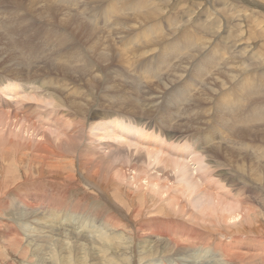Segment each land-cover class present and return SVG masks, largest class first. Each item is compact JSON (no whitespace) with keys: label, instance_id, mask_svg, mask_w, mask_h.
I'll use <instances>...</instances> for the list:
<instances>
[{"label":"rangeland","instance_id":"obj_1","mask_svg":"<svg viewBox=\"0 0 264 264\" xmlns=\"http://www.w3.org/2000/svg\"><path fill=\"white\" fill-rule=\"evenodd\" d=\"M65 15L81 17L86 28H77L75 34L62 23ZM0 28V98L2 105L7 103L0 109V264H146L165 259L179 247L190 250L179 238L190 236L178 235L171 242L161 232L149 231L155 225L144 220L159 214L202 231L213 228L210 214L217 210L202 203V190L215 191L221 200L228 193L233 204L238 196L249 202L251 213L241 222L246 229L232 220L220 221L218 239L225 240L230 230L242 239L253 235L264 241L263 173L260 180H242L252 177L248 170L264 168V151L256 154L250 146L237 150L228 144L253 139L264 150V116H251L264 109V0H0ZM99 39L106 55L95 48ZM188 44L195 49L186 52L193 46ZM195 67L203 73L194 76ZM9 83L17 85L9 89L14 95L6 89ZM191 136L197 137L194 147L199 145L200 152L190 154ZM194 154L196 162L190 160ZM174 161L191 167L188 174L196 182L191 188L189 175L179 178L172 171ZM230 162L244 164L242 175ZM206 166L211 168L206 171ZM9 169L13 181L6 174ZM218 170L228 172L226 180H216L223 190L208 178L207 173ZM132 174L141 188H135ZM148 175L158 182L168 177V197L172 193L184 201L193 199L186 211L176 209L174 198L157 211L166 195L159 198L158 187L146 183ZM243 187L248 193L234 195ZM227 205L218 208L219 215H228ZM230 205L234 212L240 209ZM115 216L123 217L121 224L102 225ZM175 225L167 226L179 230ZM133 226L145 228L144 233H133ZM94 228L105 231V245L106 239L93 235ZM205 238L203 234L202 249L208 245ZM214 250L224 257L218 264L239 259L220 241ZM244 253L237 264H264V244ZM200 261L199 256L178 259L181 264Z\"/></svg>","mask_w":264,"mask_h":264},{"label":"bare ground","instance_id":"obj_2","mask_svg":"<svg viewBox=\"0 0 264 264\" xmlns=\"http://www.w3.org/2000/svg\"><path fill=\"white\" fill-rule=\"evenodd\" d=\"M71 1V0H70ZM167 2V1H166ZM86 3V2H85ZM101 3H103V2H101ZM84 4V3H83ZM186 5V4H185ZM234 5V4H233ZM71 6H73V4L71 5ZM77 8H78V6H77ZM80 9V8H79ZM87 9V8H86ZM160 10V9H159ZM77 11V10H76ZM171 11V10H170ZM220 11V10H219ZM161 12V11H160ZM243 14V13H242ZM176 15V14H175ZM189 15H191V14H189ZM82 16V15H81ZM150 16V15H149ZM109 17V16H108ZM80 18L81 17H76V16H71V15H65V20L62 22L63 24H66L67 23V25H69V27H70V29L76 34V32H77V28H86V24L85 23H83V22H81L80 21ZM142 18V17H141ZM188 18V17H187ZM190 18V17H189ZM71 22V23H70ZM186 23V22H185ZM188 24V23H187ZM179 25V24H178ZM185 25V24H184ZM71 27H73L74 29H72ZM89 26H87V28H88ZM121 27V26H120ZM123 27V26H122ZM125 27V26H124ZM135 27V26H134ZM137 27V26H136ZM182 27V26H181ZM1 29V28H0ZM125 29V28H124ZM175 28H173V30H174ZM116 30V29H115ZM171 31H172V29H170ZM120 31H121V28H120ZM119 31V32H120ZM122 32V31H121ZM176 32V31H175ZM116 33V32H115ZM123 33V32H122ZM172 33V32H171ZM83 36H82V35ZM77 35H79L81 38H83V37H88V34H84V33H78ZM119 37V36H118ZM163 37V36H162ZM103 39V38H102ZM111 40V39H110ZM115 40V39H114ZM124 40V39H123ZM116 41V40H115ZM136 41V40H135ZM13 43H15V41L13 40L12 41ZM111 43H112V41H111ZM113 43H115V42H113ZM136 43H137V41H136ZM116 44V43H115ZM104 45L105 44H103V42L99 39V41L96 43V46H95V48H99L100 50L102 49V48H104ZM193 44H188L187 46H192ZM134 46V45H133ZM170 46H174V47H176L174 44L173 45H170ZM195 47H196V45H193L192 47H190V48H188L187 49V51L186 52H188V51H191L192 49H195ZM199 47V46H198ZM138 48V47H137ZM136 48V49H137ZM199 49V48H198ZM201 49V48H200ZM129 50V49H128ZM184 50H186V49H184ZM102 51V50H101ZM198 51V50H197ZM202 51V50H201ZM141 52V51H140ZM196 53V52H195ZM204 53V52H203ZM103 54H105L106 55V52L105 51H102V55ZM121 55V54H120ZM191 56H193V54H191ZM195 56V55H194ZM196 56H197V54H196ZM187 57H189V56H187ZM186 57V58H187ZM125 58V57H124ZM128 58V57H127ZM190 58V57H189ZM188 58V59H189ZM72 59V57L70 56V57H67V60H71ZM193 59H194V57H193ZM160 60V59H159ZM230 60V59H229ZM241 60V59H240ZM149 61V60H148ZM157 61V60H156ZM186 61H187V59H186ZM227 61V60H226ZM154 63H156V62H154ZM153 63V64H154ZM180 63V61L178 62V64ZM186 63V62H185ZM185 63H183V64H185ZM182 64V65H183ZM235 65V64H234ZM180 66V65H179ZM183 66H185V65H183ZM188 66H190V65H188ZM231 67V66H230ZM236 67V66H235ZM161 68H163V66L161 67ZM178 68V67H177ZM187 68V67H186ZM185 68V69H186ZM202 68V67H201ZM232 68V67H231ZM156 69H157V67H156ZM173 69H175L174 68V66H173ZM172 69V72H174V70ZM203 69V68H202ZM155 70V69H154ZM168 70V69H167ZM184 70V69H183ZM230 70V69H229ZM197 72V73H194L193 75L194 76H199L201 73H203V72H199V71H203V70H201V69H197L196 67L195 68H193V72ZM227 71V70H226ZM225 72V71H224ZM223 72V73H224ZM229 72V71H228ZM155 73V72H154ZM168 73H169V71H168ZM174 74V73H173ZM225 74V73H224ZM148 75V74H147ZM230 75V74H229ZM172 76V75H171ZM174 76V75H173ZM172 76V77H173ZM176 76V75H175ZM155 78V77H154ZM215 78H216V76H215ZM217 78H219V77H217ZM216 78V79H217ZM15 79V78H14ZM161 79V78H160ZM220 79V78H219ZM228 79V78H227ZM230 79V78H229ZM214 80V79H213ZM231 80V79H230ZM161 81H164V80H162L161 79ZM170 81H172V79H170ZM176 81V80H175ZM200 81H202V80H200ZM208 81H210V80H208ZM224 81H226V80H224ZM212 82V81H211ZM217 82H218V80H217ZM219 83H220V81H219ZM156 84V83H155ZM164 84H165V82H164ZM212 84V83H211ZM9 85H12V86H9ZM145 85V84H144ZM13 86H15V87H17V85L16 84H13V83H9L8 84V87H6V89H7V91H8V93H10V94H12V95H14L15 94V92H11V91H9V89L10 88H12ZM209 86V85H208ZM212 86V85H211ZM246 86V85H245ZM20 87V86H19ZM207 87V86H206ZM205 87V88H206ZM247 87V86H246ZM248 88V87H247ZM224 89V88H223ZM160 90V89H159ZM162 90V89H161ZM240 90V89H239ZM256 90V89H255ZM3 91V90H2ZM207 91V90H206ZM206 91H205V93H206ZM214 91V90H213ZM244 92V91H243ZM256 92V91H255ZM7 93V92H6ZM246 93V92H245ZM83 94V93H82ZM200 94V93H199ZM244 94V93H243ZM215 95V94H214ZM85 96H86V94H85ZM225 96V95H224ZM0 97H2V96H0ZM201 97V96H200ZM211 97V96H210ZM235 97H236V95H235ZM238 97V96H237ZM59 98H60V96H59ZM129 98V97H128ZM151 98V97H150ZM210 99V98H209ZM54 100V99H53ZM56 100V99H55ZM62 100V99H61ZM67 100V99H66ZM66 100H64V101H66ZM198 100V99H197ZM196 100V101H197ZM232 100V99H231ZM133 101V100H132ZM146 101V100H145ZM202 101V100H201ZM234 101V100H233ZM0 102H1V104H0V109H2V107L1 106H5L6 107V104H4V105H2V103H3V99H1L0 98ZM73 102V101H72ZM203 102V101H202ZM55 104V103H54ZM58 104V103H57ZM74 104V103H73ZM68 105V104H67ZM74 105H76V104H74ZM53 106V105H52ZM62 107V106H61ZM66 107V106H65ZM143 107V106H142ZM145 107V106H144ZM156 107V106H155ZM63 109V108H62ZM72 110V109H71ZM80 111V110H79ZM150 111H152V110H150ZM70 112V111H69ZM148 112V111H147ZM153 112V111H152ZM74 113V112H73ZM85 113V112H84ZM176 113V112H175ZM154 114V113H153ZM177 114V113H176ZM74 115V114H73ZM8 116V115H7ZM170 116V115H169ZM179 116V115H178ZM251 116L252 117H255V116H257V118L258 117H260V116H264V109H262L261 108V110H260V113H256V112H254V113H252L251 114ZM8 117H10V116H8ZM85 117V119H86V116H84ZM83 117V118H84ZM149 117V116H148ZM175 117V116H174ZM181 117V116H180ZM114 118V117H113ZM256 118V117H255ZM78 119V118H77ZM91 119V118H90ZM148 119V118H147ZM72 120V119H71ZM70 120V121H71ZM112 120V119H111ZM4 120H2V122H3ZM69 121V122H70ZM73 121V120H72ZM159 121V120H158ZM172 121V120H171ZM148 123V122H147ZM186 123V122H185ZM224 123V122H223ZM29 124V123H28ZM78 124V123H77ZM161 124V123H160ZM171 124V123H170ZM12 125V124H11ZM23 125V124H22ZM61 125V124H60ZM123 125V124H122ZM164 125V124H163ZM25 126H27V125H25ZM97 126V125H96ZM63 127V126H62ZM32 128V127H31ZM34 128V127H33ZM119 128H120V130H122V128H124L123 126H119ZM77 129V128H76ZM118 129V128H117ZM157 129H159V128H157ZM162 129V128H161ZM191 129V128H190ZM95 130V129H94ZM103 130H104V128H103ZM127 130H129V129H127ZM154 130V129H153ZM169 130H170V128H169ZM77 131V130H76ZM134 131L136 132V133H139L136 129H134ZM48 132V131H47ZM184 132V131H183ZM97 134V133H96ZM138 135V134H137ZM154 135V134H153ZM67 137V136H66ZM261 137V136H260ZM1 138V137H0ZM191 138H192V141H191V143H190V145H188V146H191L190 147V154H193V153H195L196 151H198V152H200V147H199V145L197 146V148H195L194 147V144H195V142L196 141H198L197 140V137H195V136H191ZM208 138V137H207ZM3 139V138H2ZM263 140L264 139V136L263 137H261L260 138V140ZM5 141V140H4ZM211 141V140H210ZM109 142V141H108ZM238 142H240V143H233L232 141H230L228 144H231V146H232V149H236V147L238 146V149L237 150H239V147L240 146H242L243 144L245 145V147H247V149H248V146H250V148H252V149H256V154L259 152V153H262L264 150H262L261 149V146H258V145H261V143L259 142L258 143V145H256V146H258V147H255L254 145V142H253V139H252V141H251V143L250 142H248V141H246V143L244 142V141H238ZM4 143V142H3ZM135 143V142H134ZM165 143V142H164ZM248 143V144H247ZM263 143V142H262ZM257 144V143H256ZM208 145V144H207ZM12 146V145H11ZM18 146V145H17ZM63 146V145H62ZM204 146V145H203ZM230 146V147H231ZM140 147V146H139ZM45 148V147H44ZM138 148V146L136 145V149ZM195 148V149H194ZM218 148V147H217ZM48 149V148H47ZM145 149V148H144ZM39 150V149H38ZM216 150V149H215ZM220 150V149H219ZM223 150H225L224 148H223ZM16 151V150H15ZM225 151H227V150H225ZM251 151V150H250ZM7 152V151H6ZM45 152V151H44ZM54 152V151H53ZM211 152V151H210ZM224 152V151H223ZM15 153V152H14ZM48 153V152H47ZM226 153V152H225ZM228 153V152H227ZM231 153V150H229V154ZM6 154V153H5ZM60 154H61V152H60ZM64 154V153H63ZM147 154V153H146ZM255 154V155H256ZM17 155V154H16ZM15 155V156H16ZM42 155H44V154H42ZM50 155V154H49ZM66 155V154H65ZM67 155H68V153H67ZM212 155V154H211ZM246 155V151H245V154L242 156V158H244L245 159V157H247V156H245ZM47 156V155H46ZM45 156V157H46ZM228 156V155H227ZM230 156H232V155H230ZM234 156V155H233ZM245 156V157H244ZM218 157V156H217ZM241 157V156H240ZM9 158V157H8ZM50 158V157H49ZM54 158H56V157H54ZM58 158V157H57ZM164 158V157H163ZM228 158H229V156H228ZM60 159V158H59ZM229 159H231V158H229ZM55 160V159H54ZM191 161H195L196 160V154H194V156H192V158L190 159ZM169 161V160H168ZM189 161V160H188ZM197 161V160H196ZM195 161V162H196ZM246 161V160H245ZM243 162V161H242ZM55 163V162H54ZM65 163V162H64ZM231 163V162H230ZM193 164V163H192ZM232 165H236L235 167L236 168H238V171H236V173H243V170H244V164L243 163H241V162H238V163H231ZM168 166H169V164H168ZM56 166H54V168H55ZM108 167V166H107ZM254 167H256V165H253V168ZM8 168H10V166L8 167ZM8 168H6V170L8 169ZM49 168V167H48ZM53 168V167H52ZM168 168H170V167H168ZM211 167L210 166H206V171H208L209 169H210ZM56 169V168H55ZM190 169H191V167H190ZM189 169V165H188V163H186V162H182V161H174V163H173V167H172V171L174 172V174L176 175V174H178V177L179 176H184V175H189L188 174V170H190ZM196 169H198L197 167H196ZM245 169H247V168H245ZM5 170V169H4ZM12 170V169H11ZM11 170L9 169L8 171H7V175L11 178V180L13 179L14 180V176H13V174L11 173ZM104 171V170H103ZM118 171V170H117ZM191 171V170H190ZM192 171H193V169H192ZM198 171V170H197ZM199 171H200V168H199ZM199 171H198V174H199ZM249 172H251L252 173V177H250L249 175H247L246 177H244L242 180L244 181V182H247L248 180L250 181V182H252L253 181V179L254 180H260L261 179V177H262V173H263V178H264V168H262V166L261 167H259V168H257V169H255L254 168V170H252V171H250V170H248ZM105 172V171H104ZM205 172V171H204ZM111 173V172H110ZM151 173V172H150ZM201 173V172H200ZM34 174V173H33ZM128 174V173H127ZM204 174V173H203ZM208 174V178H210V179H212V182H214L215 181V183H214V185H218L219 186V188H220V190H223V187L220 185V184H218V182L220 181V178H221V180H226V178L228 177L227 176V174H228V172H225V170H218V171H215V172H209V173H207ZM136 175H137V173H136ZM200 175V174H199ZM215 175V176H214ZM242 175V174H241ZM138 177H140L139 176V174L137 175ZM157 176V175H156ZM201 176H202V174H201ZM5 177H7L6 175H5ZM27 177V176H26ZM98 177V176H97ZM138 177H136V176H134L133 174L131 175V178L133 179V180H135V188H141L142 187V184H141V182L139 181V179H137ZM152 176H150V175H148L146 178H148V181L146 182V183H152V184H154L155 186H157L158 187V190H159V198L160 199H162V197H164V195H166V198H163V202H158L157 204V207H156V210L157 211H162V210H165L166 208H165V205L166 204H164V203H169V201L172 199V198H174L173 199V201H174V205L176 204V206L178 205V208H176V207H174V209L176 208L177 210L179 209V210H183V211H186V206L188 207V203H189V201H191V200H193V199H186L187 198V196H186V200L184 201V200H182L179 196H177V194L175 195V197H174V195L172 194V193H170L169 194V197L167 196V192L169 191L170 192V189L172 188V186L169 184V182H170V180L168 179V177H164L163 179H164V181H162V182H158L157 181V179H155L154 181H152L151 178ZM32 178V177H31ZM31 178H30V180L29 181H31ZM44 178V177H43ZM106 178H107V176H106ZM149 178H151V179H149ZM180 178V177H179ZM196 178H198V177H196ZM253 178V179H252ZM7 179H9L8 177H7ZM46 179V178H45ZM143 179H145V178H143ZM190 179H191V181H190ZM204 177H203V179H200V180H203L204 181ZM219 179V181H217L216 182V180H218ZM3 180H4V178H3ZM2 180V181H3ZM5 180H6V178H5ZM4 180V181H5ZM12 180V181H13ZM24 180V179H23ZM27 180V179H26ZM39 180V179H38ZM102 180H103V176H102ZM206 180V179H205ZM233 180V179H232ZM7 181V180H6ZM11 181V182H12ZM121 181V180H120ZM9 182V181H8ZM40 182V181H39ZM39 182H37V183H39ZM143 182V181H142ZM173 182H175V181H173ZM194 182H195V180L191 177V174L189 175V178H187L186 179V183L188 184V186H190V188L192 187V185H194ZM10 183V182H9ZM14 183V182H13ZM144 183H145V181H144ZM177 183V182H176ZM179 183V182H178ZM203 183V182H202ZM256 183V182H255ZM5 184V183H4ZM4 184H1V186L4 188ZM7 184V183H6ZM22 184V183H21ZM31 184H32V182H31ZM31 184H28V185H31ZM42 184V183H41ZM132 184V183H131ZM130 184V185H131ZM195 184H196V182H195ZM8 185V184H7ZM246 185V184H245ZM11 186V185H10ZM178 186V185H177ZM13 187V186H12ZM202 187V186H201ZM5 188H7L8 189V187L6 186ZM15 188V187H14ZM150 188V187H149ZM2 189V188H1ZM53 189V188H52ZM142 189H144V187L142 188ZM202 189V188H201ZM207 189V188H206ZM3 190V189H2ZM55 190V189H54ZM137 190V189H136ZM152 190V189H151ZM16 191V190H15ZM37 191H38V189H37ZM56 191V190H55ZM146 191V190H145ZM148 191V190H147ZM157 191V190H156ZM199 191H201V190H199ZM248 191L249 190H247V189H244V187L243 188H237L236 190H235V193H234V195H238L239 193H241V192H247L248 193ZM180 192V191H179ZM202 192L203 193H201L203 196H204V198H205V201L204 202H202V203H205V204H207V202L210 204L209 206H210V210L211 209H213V210H217V212L216 211H212V213L210 214L211 216H213L214 215V218L213 219H215V221H214V224H215V226L213 227V228H210V227H206L205 228V230H200V229H198L195 225H193V224H187L186 222H181V221H174L173 219H171V221L170 220H167V218H163V217H159V214H157V215H155V216H157V217H153V215H150V216H147L146 218H145V224H147V225H150V226H154L155 225V227L153 228V229H151L150 228V230L149 231H154V232H161V234L162 235H166V236H168V237H170L169 238V241H171V242H175L176 241V239L179 237L178 235H187V236H190L191 237V240H187V239H182L181 237H179L181 240H182V242L183 243H185V244H187V245H190L191 246V249L190 250H186V249H184V248H182V247H179L176 251H174V252H171V253H169V254H171L172 255V257L170 258V256H169V254H166V258L165 259H158V260H154V261H149V262H147L146 264H181L180 262H178V259L180 260V259H182V260H187L188 259V257H190V258H193V259H196V257H200V259H201V261H200V264H218V262L217 261H219V260H222V259H224V257L222 256V255H219V253L218 252H216L215 250H214V245L216 244V242L217 241H220V242H222L223 244H224V246L225 247H227V248H229L235 255V258H237L238 256H239V259H237L236 261H234V262H228L227 264H237L238 262H242L243 261V258H244V256H245V251L246 250H255L256 248H258L259 246H261L262 244H264V241L259 237V236H253V235H249V236H247L246 237V239H242V238H240V235L239 234H236V233H230V230H228L229 231V236H226V238H225V240H223V239H218L217 238V233L216 232H223V230L221 229V223H220V221H222V222H225V223H227L228 221H233V223L232 224H237V223H239L238 224V226H236V227H241L242 226V229H246L245 227H246V225H245V227H244V224H241V222H243L242 221V219L243 218H245V214H249V213H251L250 211H251V209H250V207L248 206V199H241V197H239L238 196V204H233L232 202H231V200H229V198H228V193H222V196H225L224 197V200H221L222 198L220 197V196H218V195H215V191H213L212 193H210L209 191H206V190H202ZM228 192H232L231 190H229ZM3 193V192H2ZM2 193H0V194H2ZM18 193V192H17ZM17 193H15V194H17ZM48 193V192H47ZM172 194V195H171ZM108 195V194H107ZM146 196H147V198H149V199H151L150 198V196L148 195V194H146ZM188 196H189V194H188ZM201 197V196H200ZM213 197V198H212ZM218 197H219V199H218ZM194 198H196V197H194ZM202 199V198H201ZM221 200V201H220ZM195 201H196V199H195ZM149 202V201H148ZM194 202V201H193ZM193 202H190L191 204L193 203ZM197 202H198V200H197ZM201 202V201H200ZM199 202V203H200ZM198 203V204H199ZM173 204H171L170 206L172 207V205ZM228 204V205H227ZM230 204H232V206H239L240 207V209L238 210V212H234L233 211V209H232V207H231V205ZM156 205V204H155ZM173 205V206H174ZM211 205H213V206H211ZM223 205H227L228 206V208L226 207V212L228 213V215H223V214H218V208L219 207H221V206H223ZM33 205H29L27 208L28 209H30V207L31 208H33L32 207ZM189 206H190V204H189ZM202 206H203V204H202ZM21 207V206H20ZM20 207L19 208H17V211H18V209H20ZM26 208V209H27ZM202 208H204V207H202ZM173 209V208H172ZM21 210V209H20ZM24 210V209H23ZM188 210V209H187ZM193 210V209H192ZM203 210V209H202ZM26 211V210H25ZM190 211V210H189ZM19 212V211H18ZM34 212V211H33ZM191 212V211H190ZM189 212V213H190ZM20 213V212H19ZM23 213H25V212H23ZM185 213V212H184ZM189 213H188V215H189ZM192 213V212H191ZM216 213V214H215ZM253 214H254V212H252ZM18 214V213H17ZM29 214V213H28ZM32 214V213H31ZM179 214H180V212H179ZM194 214V213H193ZM192 214V215H193ZM47 215V214H46ZM194 215H196V213L194 214ZM252 215V214H251ZM28 216H30V215H28ZM204 216V215H203ZM52 218H53V216H51ZM55 217V216H54ZM148 217H152V218H148ZM192 217H194V216H192ZM198 216H196V218H197ZM210 217V216H209ZM238 217H240L239 219H238ZM248 217V216H247ZM32 218V217H31ZM33 218H35V216L33 217ZM113 219H111V218H109V219H107L106 221V223H104V224H102V225H105V226H110V225H115L116 223L117 224H121V223H119L118 221H122L123 220V217H122V220H119L118 219V217H112ZM200 218H201V216H200ZM248 218H250V217H248ZM252 218V217H251ZM251 218H250V220H251ZM198 219H199V217H198ZM197 219V220H198ZM26 220H27V218H26ZM25 220V221H26ZM228 220V221H227ZM250 220H248V221H250ZM47 221V220H46ZM200 221V220H199ZM257 221V220H256ZM255 221V222H256ZM149 222H152V224H149ZM169 222H174L175 224H177V225H175V227L177 228V229H179V230H176L175 228H170V227H168L167 225H168V223ZM34 223V222H33ZM40 223V222H39ZM50 223V222H49ZM55 223V222H54ZM43 224V223H42ZM87 223H83V225H81V226H85ZM26 225H28L27 223H26ZM30 225V224H29ZM224 225V224H223ZM229 225H231V224H229ZM33 226V225H32ZM225 226V225H224ZM223 226V227H224ZM227 226V225H226ZM225 226V227H226ZM26 227V226H25ZM31 227V226H30ZM44 228L46 227V226H43ZM47 227H48V225H47ZM55 227V226H54ZM235 227V229H236V231H237V229L239 230V228H236ZM43 228V229H44ZM57 228V227H56ZM96 228V227H95ZM94 228V229H95ZM183 228H187V229H183ZM227 228V227H226ZM262 228H264V227H262ZM11 229V228H10ZM50 229H51V227H50ZM74 229H75V227H74ZM73 229V230H74ZM78 229V228H77ZM103 229V228H102ZM102 229L101 228H97V229H95L94 231V236L97 238V240L98 239H100L101 238V240L102 239H106L105 241H104V243H103V245H105V243H106V241H108L109 240V238H108V240H107V236H106V233H105V231H102ZM105 229V228H104ZM133 233H135V234H138L139 235V233H144L143 232V230L145 229V228H143V227H138V226H133ZM228 229H231V228H228ZM8 230V229H7ZM72 230V231H73ZM85 230V229H84ZM233 230V229H232ZM231 230V231H232ZM9 231V230H8ZM7 231V232H8ZM28 231H34V228H28ZM36 231V230H35ZM41 231V230H40ZM44 231V230H43ZM82 231V230H81ZM225 231V230H224ZM241 232L243 231V230H240ZM42 232V231H41ZM45 232V231H44ZM71 232V231H70ZM83 232V231H82ZM239 232V231H238ZM39 233V232H38ZM52 233V232H51ZM63 233V232H62ZM68 233V232H67ZM104 233V234H103ZM15 234H16V232H15ZM32 234H34V233H32ZM79 234V233H78ZM203 234H206V238H205V240L208 242V245H207V247H205L204 249H202V243H203ZM20 235V234H19ZM31 235V234H30ZM35 235V234H34ZM84 235V234H83ZM210 235H212L215 239L214 240H210L209 239V236ZM223 235H225V234H223ZM6 235H4V237H5ZM17 236V235H16ZM15 236V237H16ZM44 236V235H43ZM49 236V235H48ZM68 236V235H67ZM70 236V235H69ZM79 236V235H78ZM89 236V235H88ZM92 236V235H91ZM120 236V235H119ZM1 237V236H0ZM7 237V236H6ZM6 237H5V239H6ZM20 237V236H19ZM36 237H38V236H36ZM35 237V238H36ZM80 237V236H79ZM82 237V236H81ZM94 237V238H95ZM117 237V236H116ZM17 238H18V236H17ZM21 238V237H20ZM33 238V237H32ZM52 238V237H51ZM50 238V239H51ZM54 238V237H53ZM59 238L60 237H58V240H59ZM63 238V237H62ZM73 238H75V237H73ZM93 237H92V239H94ZM10 240L12 239V238H9ZM69 239H71V238H69ZM91 239V240H92ZM117 239V238H116ZM10 240H8L7 239V241H9L10 242ZM15 240H16V238H15ZM14 240V241H15ZM18 240H22V238L21 239H18ZM17 240V241H18ZM44 240V239H43ZM74 240V239H73ZM90 240V239H89ZM193 240V241H192ZM13 241V240H12ZM11 241V242H12ZM68 241V240H67ZM112 241V240H111ZM120 241V240H119ZM8 242V243H9ZM33 242V241H32ZM31 242V243H32ZM43 242H45V241H43ZM70 242V241H69ZM75 242H76V239H75ZM74 242V243H75ZM77 242H79L78 240H77ZM89 242V241H88ZM101 242V241H100ZM124 242V241H123ZM13 243V242H12ZM19 243L20 242H18V246H19ZM37 243V242H36ZM49 243V242H48ZM86 243V242H85ZM92 243V242H91ZM94 243H95V241H94ZM108 243V242H107ZM14 244V243H13ZM17 244V243H16ZM59 244H61V242L59 243ZM134 244V243H133ZM132 244V245H133ZM7 245H9V244H7ZM26 245V244H25ZM27 245H28V243H27ZM34 245V244H33ZM79 245V244H78ZM87 245V244H86ZM96 246H97V244H95ZM109 245V244H108ZM112 245V244H111ZM4 246V245H3ZM11 246H12V244H11ZM10 246V247H11ZM13 246H15V245H13ZM12 246V247H13ZM18 246H16V247H18ZM40 246V245H39ZM57 246H58V244H57ZM65 246V245H64ZM71 246V245H70ZM76 246H77V243H76ZM85 246V245H84ZM90 246H92L91 244H90ZM22 247V246H21ZM26 247V246H25ZM60 247H61V245H60ZM73 247V246H72ZM80 247V246H79ZM89 247V246H88ZM93 247V246H92ZM109 247H111V246H109ZM15 248V247H14ZM32 248H33V246H32ZM35 248H36V246H35ZM70 248V247H69ZM86 248V247H85ZM99 248H101V247H98V249ZM144 248V247H143ZM17 249V248H16ZM27 249V248H26ZM34 249V248H33ZM73 249V248H72ZM87 249V248H86ZM90 249V248H89ZM103 249V248H102ZM105 249H106V247H105ZM110 249V248H109ZM133 249V248H132ZM8 250H10L9 248H8ZM12 250V249H11ZM56 250V249H55ZM65 247H64V252H65ZM68 250V249H67ZM101 250V249H100ZM104 250V249H103ZM108 250V249H107ZM143 250V249H142ZM147 250V249H146ZM145 250V251H146ZM149 250V249H148ZM14 251V250H13ZM33 251V250H32ZM41 251V250H40ZM60 251V250H59ZM84 251V250H83ZM109 251V250H108ZM140 251V250H139ZM8 252V251H7ZM15 252V251H14ZM92 252V251H91ZM151 252V250H149L148 251V253H146V255L147 256H149V253ZM250 252V251H249ZM31 253V252H30ZM41 253V252H40ZM67 253H71V251L70 252H67ZM83 253V252H82ZM84 253H86V252H84ZM89 253H90V251H89ZM38 254V253H37ZM60 254V253H59ZM62 254V253H61ZM66 254V253H65ZM77 254V253H76ZM90 254H92V253H90ZM63 255H64V253H63ZM72 255V254H71ZM89 255V254H88ZM94 255H95V253H94ZM237 255V256H236ZM32 256V255H31ZM66 256V255H65ZM70 256V255H69ZM77 256V255H76ZM82 256V255H81ZM83 256H84V254H83ZM92 256V255H91ZM33 257V256H32ZM62 257V256H61ZM72 257V256H71ZM87 256H85V258H86ZM90 257V256H89ZM93 257V256H92ZM59 258V257H58ZM170 258V259H169ZM77 259V258H76ZM79 259V258H78ZM92 259V258H91ZM144 259V258H143ZM263 259H264V257H263ZM35 260V259H34ZM82 260V259H81ZM87 260V259H86ZM36 261V260H35ZM42 261V260H41ZM68 261L66 260V263H67ZM70 262H71V258H70ZM78 262H80V261H78ZM86 262V261H85ZM94 262H95V260H94ZM38 264V263H37ZM88 264V263H87ZM194 264V263H193ZM196 264V263H195Z\"/></svg>","mask_w":264,"mask_h":264}]
</instances>
